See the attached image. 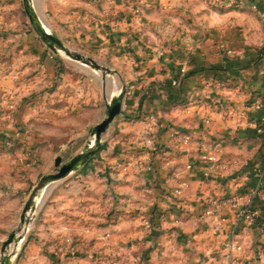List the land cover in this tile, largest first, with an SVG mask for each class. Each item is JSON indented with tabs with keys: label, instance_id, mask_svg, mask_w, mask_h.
Wrapping results in <instances>:
<instances>
[{
	"label": "crops",
	"instance_id": "crops-1",
	"mask_svg": "<svg viewBox=\"0 0 264 264\" xmlns=\"http://www.w3.org/2000/svg\"><path fill=\"white\" fill-rule=\"evenodd\" d=\"M36 11L64 43L108 56L125 94L103 147L51 182L20 264H223L233 228L247 261L251 230L264 228V176L252 193L264 0H38ZM88 67L39 36L22 0H0V199L22 197L92 138L118 87Z\"/></svg>",
	"mask_w": 264,
	"mask_h": 264
},
{
	"label": "water",
	"instance_id": "water-1",
	"mask_svg": "<svg viewBox=\"0 0 264 264\" xmlns=\"http://www.w3.org/2000/svg\"><path fill=\"white\" fill-rule=\"evenodd\" d=\"M24 9L29 17L33 28L39 36L56 52L63 51L66 56L76 61L84 63L98 71L101 76L113 74L115 69L102 64L90 55L79 52L67 46L59 37L50 32L44 25L43 19L36 11L34 0H22ZM125 94V85L122 83L120 90L113 94L107 101L106 110L103 117L93 126L91 130V139L86 146L69 160L62 161L61 157H55L56 169L42 174L36 184L31 188L28 197L24 201L19 214L18 225L11 229L7 236L2 240L0 246V264H10L12 256L16 253L15 247L19 241H22L28 225L32 219L34 211L39 205L40 198L49 189L51 182L65 176L69 171L88 162L99 150L102 143V136L113 119L122 111V100Z\"/></svg>",
	"mask_w": 264,
	"mask_h": 264
},
{
	"label": "rangeland",
	"instance_id": "rangeland-1",
	"mask_svg": "<svg viewBox=\"0 0 264 264\" xmlns=\"http://www.w3.org/2000/svg\"><path fill=\"white\" fill-rule=\"evenodd\" d=\"M37 2H38V0L34 1L36 7H37ZM39 9H38V11H40V13L44 17L45 21L50 23L51 16H50V14H48L49 10L46 9V3L43 2L42 8H39ZM65 44L72 49H75L79 52L86 54L85 52L82 51L84 47L81 46L76 40L66 41ZM59 53H61L65 57H68L64 54L63 51H59ZM87 55H91V56L93 55L92 56L93 58H95L96 60H98L99 62H101L104 65L109 66V65L114 64V63H111L108 56L98 54V53L87 54ZM88 68H91V67H88ZM96 72H98V71H96ZM98 74L101 75L99 72H98ZM113 78L115 79L116 85L118 87V89L116 90L118 92L122 86V83H124V80L120 74L118 76V74H115V73H113ZM114 79L107 77V80L105 81V83L109 82V86L113 88ZM93 81H95V78H93ZM95 83H97V81H95ZM55 169H56V167L53 170H55ZM53 170H51V171H53ZM31 188L22 197H16V196H12V195L7 196L6 195L4 198L0 199V205L2 204L0 206V246H1L2 240L7 236L8 232L18 225L19 214L21 212L24 201L28 197V194H29ZM45 196H46V192L40 198V202H39L38 206L43 204ZM262 220L264 223V216H263ZM28 232H30V226H28V229L25 232V234H27V237H26L27 239L29 238L28 236H30ZM22 243H23V241H19V243H17L15 250H16V252H18V255L12 256L10 264H20L21 261H23L20 258V254L22 252H24V250L21 247ZM25 243H26V241H25ZM244 246H245L246 253L247 254L251 253V256L248 259L245 258V260H247V261H243L242 264H264V229L262 230L259 228H257V229L255 228L254 230H251L249 238H248V242ZM26 248L28 249L29 245L26 246ZM257 252L259 254H262V255L259 256L257 254ZM118 257H121V256L119 255ZM259 260H261V261L259 262ZM120 263H122V262H120ZM39 264H42V263L39 262ZM126 264H141V262H139L137 260H134V261L132 260V261L127 262Z\"/></svg>",
	"mask_w": 264,
	"mask_h": 264
},
{
	"label": "built area",
	"instance_id": "built-area-1",
	"mask_svg": "<svg viewBox=\"0 0 264 264\" xmlns=\"http://www.w3.org/2000/svg\"><path fill=\"white\" fill-rule=\"evenodd\" d=\"M135 10H138V8L136 7ZM253 106L256 107V108L260 107L261 106V102L260 101L254 102ZM149 117L153 118V116H151V115ZM177 134H179L178 131L174 130L173 135H177ZM180 138H181V140L183 142L186 143L189 140L190 137H189L188 134H181ZM263 155H264V151H263ZM209 157L212 158V156H209ZM263 176H264V159H263L261 165L258 168L257 181H256V183H255V185L253 187V192H252L253 195H255L257 193V191H258V189H259V187H260V185L262 183ZM174 191L175 192H180L179 188H176ZM252 201L253 200H250L248 202V205L240 210V215H243L247 211H249V212L250 211H252V212L255 211V209L253 208V202ZM213 202L215 204H217L215 199H213ZM142 222L145 225H149V223H150L149 219L145 218V217H142ZM262 229H264V228H262ZM220 233L221 232H220V227H219L218 228V234L220 235ZM222 245H223L222 248H223V250L225 252V261H224L223 264H237L239 262V260H238L239 253H238V251L240 250L241 245H240L239 238H238L237 233H236L234 228L230 231L229 235L226 236L224 238V240H222Z\"/></svg>",
	"mask_w": 264,
	"mask_h": 264
},
{
	"label": "bare ground",
	"instance_id": "bare-ground-1",
	"mask_svg": "<svg viewBox=\"0 0 264 264\" xmlns=\"http://www.w3.org/2000/svg\"><path fill=\"white\" fill-rule=\"evenodd\" d=\"M34 1H36V0H34ZM101 80L105 83V81L107 80V77L102 76Z\"/></svg>",
	"mask_w": 264,
	"mask_h": 264
},
{
	"label": "trees",
	"instance_id": "trees-1",
	"mask_svg": "<svg viewBox=\"0 0 264 264\" xmlns=\"http://www.w3.org/2000/svg\"><path fill=\"white\" fill-rule=\"evenodd\" d=\"M188 73V72H187ZM186 74V73H185ZM127 117H128V115H127ZM101 147H103V143H101V146H100V148L99 149H101Z\"/></svg>",
	"mask_w": 264,
	"mask_h": 264
}]
</instances>
